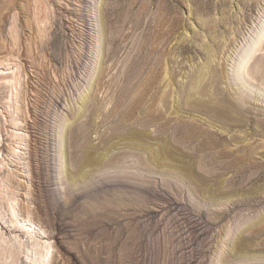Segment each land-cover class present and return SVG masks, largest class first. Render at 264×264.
<instances>
[{
    "label": "rangeland",
    "instance_id": "374dc122",
    "mask_svg": "<svg viewBox=\"0 0 264 264\" xmlns=\"http://www.w3.org/2000/svg\"><path fill=\"white\" fill-rule=\"evenodd\" d=\"M43 1L47 41L0 0V228L31 224L51 264H264V41L234 70L264 0Z\"/></svg>",
    "mask_w": 264,
    "mask_h": 264
},
{
    "label": "bare ground",
    "instance_id": "6f19581e",
    "mask_svg": "<svg viewBox=\"0 0 264 264\" xmlns=\"http://www.w3.org/2000/svg\"><path fill=\"white\" fill-rule=\"evenodd\" d=\"M12 1H10L11 3ZM32 2V3H31ZM5 6L8 5L9 1H5ZM30 4L33 5V9H31V14L33 15V19H34V23H35V27H36V31L37 33L39 34L40 38H43L45 39L46 41L49 40V30L52 28L53 26V15H54V12H53V8L51 7L50 4H48L46 1H43V0H30ZM13 17V15H12ZM263 20V19H262ZM261 20V21H262ZM260 23V21H259ZM20 27V25H19ZM255 32V30H254ZM253 32V34H254ZM9 35L12 37V39L14 40L13 42H15L14 44H17L18 41H19V29L15 23V19L12 18L10 23H9ZM17 35V36H16ZM251 39V38H250ZM264 41V20L260 23V27L258 29V31L255 33V36L253 39H251V41L249 40L248 42H246L247 44L240 50L239 54H238V57H237V60H236V64H235V72L236 73H243V71L246 69L247 71V64H248V61L251 59L252 55L256 54L257 52V49L260 48L259 45H261L260 43ZM56 50V48H55ZM259 50V49H258ZM57 53V52H56ZM59 56V54H57ZM56 55V56H57ZM226 55V54H225ZM227 56V55H226ZM230 59V58H229ZM106 63V62H105ZM103 63V64H105ZM233 64H234V61H233ZM233 67V65H231ZM106 67V66H105ZM139 67V65H138ZM143 67V65L141 66ZM231 67V68H232ZM105 68H103L102 66H99V69L97 70V75L95 77V79L99 78V76L102 75L103 73V70ZM135 69V68H134ZM139 69V68H138ZM106 70V69H105ZM104 70V71H105ZM137 70V68H136ZM141 70V68L139 69ZM144 70V69H143ZM18 71H19V67L16 68V71H12V75L10 76H4V75H0V80H6L8 77L12 80L13 84H10L9 86H5V90H8V93H10V90L13 88V86L15 85V81L18 83V81L20 80V76H18ZM213 71V69H212ZM135 72H138V71H134ZM142 72V70H141ZM140 73V71L138 72ZM166 73V72H165ZM214 73V72H213ZM246 73V72H245ZM137 74V73H135ZM167 74V73H166ZM139 75V74H138ZM216 75V73H215ZM213 74V77L215 76ZM167 76V75H166ZM241 76V75H240ZM104 77H105V72H104ZM136 77V76H135ZM216 77V76H215ZM103 78V77H102ZM137 78V77H136ZM149 78V77H148ZM237 78V77H236ZM240 78V77H239ZM95 79H94V84H95ZM101 79V78H99ZM96 80L97 81H99ZM135 79V78H134ZM213 79V78H212ZM150 80V78H149ZM152 80V79H151ZM157 82H159L160 80L159 79H156ZM132 81H134L132 79ZM136 81V80H135ZM147 81V79H146ZM169 81V80H168ZM214 81V79L212 80ZM216 81V80H215ZM100 82V81H99ZM131 82V81H130ZM137 82V81H136ZM145 82V81H144ZM143 82V83H144ZM148 82H151V81H148ZM161 82H164L161 81ZM11 83V82H10ZM101 83V82H100ZM133 83V82H132ZM153 83V81L151 82ZM212 83V82H211ZM93 86H91L85 93H81L80 94V101L82 103L81 107L78 106L77 108V114H80L82 115L83 114V110H85V106L89 103V101L92 103L95 101V97H93L91 95V93L94 92V86L96 87V84ZM98 84V83H97ZM138 84V83H137ZM147 84V83H146ZM160 84V82H159ZM152 85V84H151ZM158 85V83H157ZM134 86V84L132 85ZM138 86H141L143 87L142 83ZM168 86V85H166ZM171 85L168 86V88L170 87ZM140 87V88H141ZM152 87V86H151ZM139 88V87H138ZM164 88V87H163ZM143 88H141L140 90L141 91H144V89L142 90ZM166 89V87L164 88ZM163 89V90H164ZM90 90V91H89ZM137 90V89H136ZM151 90V89H150ZM171 90V89H170ZM139 91V89H138ZM147 91V90H146ZM136 92V91H135ZM134 92V93H135ZM163 92V91H162ZM173 92V91H172ZM138 93V92H136ZM142 93V92H140ZM140 93H138V97H140ZM171 93V92H170ZM169 93V94H170ZM133 94V93H132ZM148 94V93H147ZM173 94V93H172ZM135 95V94H134ZM133 95V96H134ZM143 95V93L141 94ZM171 95V94H170ZM16 94H15V100H16ZM91 96V97H90ZM167 96L168 95V92H167ZM136 97V96H134ZM142 97V96H141ZM140 97V98H141ZM163 97V95H162ZM137 98V97H136ZM139 98V99H140ZM144 98V97H142ZM161 98V96H160ZM170 98V97H169ZM175 98V97H174ZM134 98H132L133 100ZM139 99L137 100V102L139 101ZM158 101H159V98H157ZM162 99H165V95ZM161 99V100H162ZM168 99V97L166 98ZM178 99V98H177ZM144 100V99H143ZM160 100V101H161ZM135 101V100H133ZM131 101V102H133ZM157 101V100H156ZM166 101V100H164ZM168 101V100H167ZM166 101V102H167ZM96 102V101H95ZM94 102V103H95ZM136 102V103H137ZM141 102V101H140ZM144 102V101H142ZM141 102V103H142ZM158 103V102H156ZM161 103V102H160ZM159 103V104H160ZM162 103H163V100H162ZM178 103V102H177ZM175 104V103H174ZM138 105V104H137ZM140 105V104H139ZM144 105V104H143ZM146 105H149L146 103ZM145 105V106H146ZM156 105V104H155ZM130 107H134L135 111L138 109L137 107H135V105L133 104V106L131 105ZM147 107V106H146ZM151 106H148L147 109H149ZM89 108V107H88ZM137 108V109H136ZM141 108V106H140ZM139 108V109H140ZM153 108V107H152ZM142 109V108H141ZM151 110V109H149ZM148 110V111H149ZM134 111V112H135ZM138 111V110H137ZM142 111V110H141ZM147 111V112H148ZM153 111V110H152ZM151 111V112H152ZM155 111V110H154ZM131 113V111L129 112ZM133 113V111H132ZM155 113V112H154ZM140 114V113H139ZM134 115V114H133ZM141 115V114H140ZM150 115V114H149ZM132 116V114H131ZM152 116V114H151ZM133 117H136V116H133ZM131 118V117H130ZM148 118V117H147ZM134 119V118H133ZM132 120V119H130ZM137 120V118H136ZM136 120H133V123L134 121ZM140 120V119H139ZM139 120L137 122H139ZM145 120V119H144ZM131 122V121H130ZM136 122V123H137ZM67 123V122H66ZM65 124V126L63 125V127L61 128V134H59L58 136V141H59V147L62 146V142L64 140V137H65V134L66 133V130H67V127L69 126V124ZM69 123V122H68ZM131 123V124H133ZM145 123V122H144ZM148 123V122H147ZM141 124V123H140ZM143 124V123H142ZM95 127V126H94ZM139 131V130H138ZM142 132V131H141ZM139 134H141L139 132ZM79 135V134H77ZM14 136V135H12ZM19 140H23L24 137L22 135H16ZM90 144V143H89ZM88 151L89 149H92V151H94V147L92 144H90L89 147H87ZM149 150V149H148ZM59 151H62V149H60ZM108 154V153H107ZM78 160V159H77ZM89 160V156H88V159L85 158V163ZM94 160V159H93ZM92 159H90L89 161L90 162H93ZM97 161L98 158H96ZM78 162H81V160H78ZM8 202L6 201V199L4 198H0V206L1 208L5 207L7 212L9 213V215L12 216V210L11 208L9 207V205L7 204ZM8 205V206H7ZM14 227L17 228V230L19 232H24V238L20 237L19 234H17V230L15 231H10L9 234H7L6 232H4L2 230V228H0V264H51L52 263V259H53V245L51 243V241L45 237V235L41 234L39 235L40 233L36 234L38 231L37 229H35L31 224L29 225H26V223L24 224H21V225H18L16 222L14 223L13 225ZM29 226V227H28ZM39 236L40 238H36V236ZM133 254L131 252V255L130 257H132Z\"/></svg>",
    "mask_w": 264,
    "mask_h": 264
}]
</instances>
